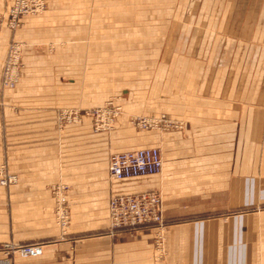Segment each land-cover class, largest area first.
I'll list each match as a JSON object with an SVG mask.
<instances>
[{
  "label": "crops",
  "instance_id": "obj_1",
  "mask_svg": "<svg viewBox=\"0 0 264 264\" xmlns=\"http://www.w3.org/2000/svg\"><path fill=\"white\" fill-rule=\"evenodd\" d=\"M185 10L201 18L175 48L169 75L203 82L171 99L185 131L135 134L130 143L159 145V173L110 180V144L89 121L58 128L49 106L18 92L0 98V165L17 176L8 206L0 202V243L42 244L36 257L0 252V264H264V211H236L264 203V0H200ZM127 121L124 113L116 135L126 136ZM60 181L69 186L65 231L50 193ZM150 190L161 192L169 221L159 245L147 226L109 229L110 195Z\"/></svg>",
  "mask_w": 264,
  "mask_h": 264
},
{
  "label": "rangeland",
  "instance_id": "obj_2",
  "mask_svg": "<svg viewBox=\"0 0 264 264\" xmlns=\"http://www.w3.org/2000/svg\"><path fill=\"white\" fill-rule=\"evenodd\" d=\"M199 1L58 0L53 8L44 0L6 2L0 7L1 102L18 92L22 100L49 106L55 112L58 128L89 121L92 132L109 142L108 159L115 152L142 147H156L161 154L159 145L134 147L130 143L135 134L185 131V119L171 115L170 102L183 101L185 90L190 91L195 81L200 90L202 78L169 73L179 64L174 60L175 48H183L179 42H183L187 31L190 35L201 18V13L185 9ZM124 89L129 93L124 94ZM103 110L105 113H101ZM124 113L128 116L125 137L114 133ZM225 162L233 166L235 158L226 157ZM108 178L112 179L109 174ZM1 181L4 183H0V189L6 192L0 202L7 207V190L17 176L5 164L0 165ZM68 191V184L61 181L50 186L54 221L62 231L70 223ZM150 191L161 198L165 230L169 221L164 215L162 194ZM114 195L119 194L107 200L110 230L119 228L113 226L108 212ZM225 199L227 213V195ZM62 210L65 219L59 214ZM240 210L261 212L264 203L236 208ZM142 226L157 230L151 224ZM33 244H40L42 252L40 242L12 241L0 243V252L20 258L36 257L20 253L21 247Z\"/></svg>",
  "mask_w": 264,
  "mask_h": 264
},
{
  "label": "built area",
  "instance_id": "obj_3",
  "mask_svg": "<svg viewBox=\"0 0 264 264\" xmlns=\"http://www.w3.org/2000/svg\"><path fill=\"white\" fill-rule=\"evenodd\" d=\"M104 111V110H103ZM101 113H105V111ZM162 158L156 147H142L115 152L107 163L108 174L112 179H123L160 172ZM4 183V182H0ZM108 212L114 227H135L153 225L157 230V244L161 243L160 234L165 225L162 215L161 198L156 192H139L114 195L109 200ZM62 219L65 211L62 210ZM25 256H37L41 253V245H26L20 248Z\"/></svg>",
  "mask_w": 264,
  "mask_h": 264
}]
</instances>
